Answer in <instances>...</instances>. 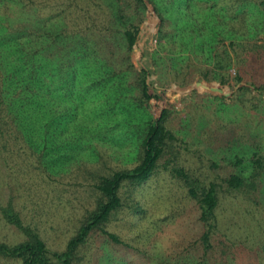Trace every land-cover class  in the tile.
<instances>
[{
  "label": "trees",
  "instance_id": "trees-1",
  "mask_svg": "<svg viewBox=\"0 0 264 264\" xmlns=\"http://www.w3.org/2000/svg\"><path fill=\"white\" fill-rule=\"evenodd\" d=\"M49 1L0 0V148L24 150L40 169L34 176L46 177L59 172L62 150L70 154L85 148L100 130L111 136L109 129L119 124L115 141L134 136L136 155L131 167L96 175L95 203L60 251L48 247L38 222L26 221L14 201H0V221L18 233L0 241V258L19 264H76L95 234L116 249L135 250L106 225L123 206L122 190L142 185L163 168L181 181L196 208L193 232L184 229L188 236L170 245L180 260L169 264H253L256 258L255 264H264L262 248L251 255L250 249L242 250L246 241L256 245L264 218L244 216L241 224L230 223L234 213L219 212L223 197L231 194L255 205V211L262 208L264 128L244 120L240 136L224 141L230 165L226 175L201 181L189 168L172 163L178 157L172 153L178 137L167 125L171 110L162 99L166 88L149 84L148 71L138 60L144 29L140 31V10L157 16L162 53H185L169 56L162 81L187 86L197 79L206 87L209 82L217 98H222V87L235 81L237 97L264 121V0H107L109 5L98 11L100 18L93 15L92 0L85 6L78 0ZM125 16L132 21L121 29ZM168 20L179 32L173 34ZM232 62L236 71L230 70ZM252 90L261 94L248 105L245 95ZM71 126L73 135H68Z\"/></svg>",
  "mask_w": 264,
  "mask_h": 264
},
{
  "label": "rangeland",
  "instance_id": "rangeland-1",
  "mask_svg": "<svg viewBox=\"0 0 264 264\" xmlns=\"http://www.w3.org/2000/svg\"><path fill=\"white\" fill-rule=\"evenodd\" d=\"M92 1L95 4L93 15L100 18L101 13L98 14V11L109 4L107 0ZM49 3L51 4L52 0ZM118 3L124 6L123 1ZM215 4L219 9L221 5ZM78 5L85 6L87 2L78 0ZM193 7L190 6L187 11L190 13ZM124 9L130 11L125 6ZM139 13L140 17L143 16L140 31L141 28L144 29L139 38L142 54L138 60L148 71L146 81L162 90L161 87L166 88L165 92L162 91V99L171 110L167 125L178 137L172 152L174 154L177 152L178 157L172 163L176 167L189 168L191 174H195L204 182L217 176L224 177L230 166L229 160L224 157L227 154L224 141L231 135L240 136L241 129L244 130V124H241L244 120H252L251 126L256 123L263 128L264 121L259 120L258 113L250 112V109L237 97L238 85L235 81L222 87V98L216 97L211 83L205 82L206 87L201 84L204 82L202 80L196 79L187 86H180L167 79L162 81L160 79L162 72L170 65L169 56L180 57L185 53L174 55L162 53L161 49H158L157 16L140 10ZM124 14L126 15L125 10ZM224 15H226L225 10ZM173 16L175 22H178L175 14ZM126 18L125 16L123 23H120L121 29L132 21ZM137 18L139 17L135 16V22ZM171 22L168 20V26ZM169 28L173 34L179 32L175 27L169 26ZM153 38L157 40L155 43ZM174 38L178 40L177 35ZM150 39L152 45L148 44ZM231 67L230 70L236 71L235 63L232 62ZM260 94L258 90L246 94V99H250L248 105L256 102L257 98L254 97H259ZM116 113L120 112L116 111ZM120 116L121 114L118 115ZM73 128L75 127L71 126L70 132L66 134L73 135L71 133ZM109 131L113 136H107L104 129L100 130L102 138L94 137L91 145L85 148L74 149L70 154H67V149L62 150L59 153L63 159L62 164L56 165L59 172H52L51 175L46 173V177L34 176L40 173V169L37 164H31L24 150L14 149L6 152L0 148L1 203L5 204L12 200L26 221L31 224L37 221L40 235L52 250L60 251L64 248L67 238L76 231L86 209L93 207L96 199L94 188L96 175L110 173L122 167H131L134 163L137 139L131 135L132 138L129 140L123 138L115 141L117 140L115 135L120 131L119 124H114ZM214 131L219 133L218 136L213 133ZM217 137L220 139L218 140ZM251 143L255 145L256 142ZM121 196L123 206L111 216L106 229L135 250L116 249L99 234H95L82 248L79 253L81 259L76 264H169L168 261L171 260L179 261L180 255L175 257L176 254L170 249V245L175 240H184L188 236L187 233L193 232L196 212L195 202L188 197L181 181L169 175L163 168H159L142 185L123 189ZM262 203V208L255 211V205L245 204L234 194L226 195L221 201L219 212L223 215L233 212L234 215L229 222L237 220L241 224L242 220L246 221V218L243 219L244 216L253 220L264 218V200ZM237 227L240 231L243 230L241 225ZM16 231L14 226L0 221V241L4 238H12L14 233L18 234ZM256 242V245H251L249 241L244 242L245 248L242 250L250 249L249 255H251L257 254L262 248L264 257V230L258 233ZM258 260L256 258L254 262L250 260L249 262L255 264ZM0 264L19 263L0 258Z\"/></svg>",
  "mask_w": 264,
  "mask_h": 264
},
{
  "label": "built area",
  "instance_id": "built-area-1",
  "mask_svg": "<svg viewBox=\"0 0 264 264\" xmlns=\"http://www.w3.org/2000/svg\"><path fill=\"white\" fill-rule=\"evenodd\" d=\"M156 41H157L156 38H153V43H155ZM148 44L152 45V40L151 39L148 41Z\"/></svg>",
  "mask_w": 264,
  "mask_h": 264
}]
</instances>
